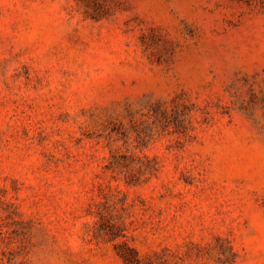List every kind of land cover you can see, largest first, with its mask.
<instances>
[{"label":"rangeland","instance_id":"1","mask_svg":"<svg viewBox=\"0 0 264 264\" xmlns=\"http://www.w3.org/2000/svg\"><path fill=\"white\" fill-rule=\"evenodd\" d=\"M0 264H264V0H0Z\"/></svg>","mask_w":264,"mask_h":264}]
</instances>
